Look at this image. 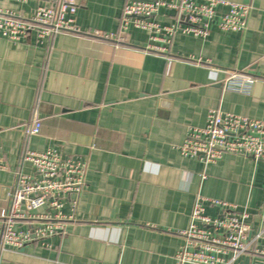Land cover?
I'll return each instance as SVG.
<instances>
[{
    "label": "crops",
    "instance_id": "obj_1",
    "mask_svg": "<svg viewBox=\"0 0 264 264\" xmlns=\"http://www.w3.org/2000/svg\"><path fill=\"white\" fill-rule=\"evenodd\" d=\"M129 1L76 0L80 34L0 38V212L16 173L33 174L25 152L54 149L86 165L76 209H62L72 217L62 232L5 247L0 264H176L198 195L249 214L258 252L235 264H264V163L225 155L203 166L176 148L210 110L264 122V0H225L251 6L242 33L214 21L205 39L177 33L153 42L133 27L119 43L91 36L118 34ZM42 2L0 0V10L28 19ZM154 21L172 24L174 14L161 9ZM222 71L253 82L225 81ZM35 116L40 131L29 135ZM219 212L205 205L208 216Z\"/></svg>",
    "mask_w": 264,
    "mask_h": 264
},
{
    "label": "built area",
    "instance_id": "obj_2",
    "mask_svg": "<svg viewBox=\"0 0 264 264\" xmlns=\"http://www.w3.org/2000/svg\"><path fill=\"white\" fill-rule=\"evenodd\" d=\"M42 1L28 19L0 10V38L18 43L33 34L42 42L57 34L81 33L74 18L78 9L76 0ZM161 9L172 12L175 22L169 25L155 22ZM250 11L249 5L225 0H132L123 7L118 34L94 31L91 36L119 43L124 41L126 30L133 27L149 33L153 42L169 43L177 33L205 39L214 21L221 32H244ZM222 73L225 81L253 82L237 72ZM40 127V119L35 116L28 134L37 135ZM176 148L183 158L197 159L203 166L225 155L250 157L264 163V122L210 110L205 126L190 127L185 140ZM22 160L32 166L33 174L16 173L8 207L0 212V251L5 247L19 250L62 232L65 222L72 219L62 212L65 203L75 210L86 185V165L73 158H63L54 149L27 151ZM201 177L204 179L203 174ZM206 204L219 208L220 212L215 217L208 216ZM42 208L45 213L33 214ZM248 218L249 214L239 211L234 204L196 196L189 227L180 232L184 244L175 256L176 264H235L250 251L258 252L252 246L261 236L250 237ZM18 223H27V229L16 230Z\"/></svg>",
    "mask_w": 264,
    "mask_h": 264
}]
</instances>
